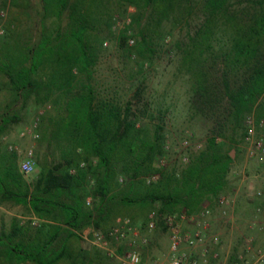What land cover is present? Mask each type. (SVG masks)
Returning <instances> with one entry per match:
<instances>
[{
    "label": "trees",
    "instance_id": "16d2710c",
    "mask_svg": "<svg viewBox=\"0 0 264 264\" xmlns=\"http://www.w3.org/2000/svg\"><path fill=\"white\" fill-rule=\"evenodd\" d=\"M42 2L40 39L17 40L0 55V72L13 93L0 111V138L20 120L18 101L34 97L56 105L41 119L39 134L49 153L32 181L21 173L18 153L0 143V204L24 206L32 215L0 232V261L98 264L103 252L96 250L88 261L90 253L80 245L86 230L106 233L125 217L144 229L152 212L168 230V216L183 211L196 216L225 192L234 159L218 139H228L237 151L248 136V120L257 125L264 120V0ZM198 6V26L186 43L176 45L192 79L194 116L214 125L188 163L162 169L157 163L165 155L163 126H139L133 103L124 109L114 99H99L94 74L105 33H115L116 15L135 9L117 41L145 63L164 25L187 21ZM49 18L59 23L48 34ZM141 214L145 219L138 220Z\"/></svg>",
    "mask_w": 264,
    "mask_h": 264
},
{
    "label": "rangeland",
    "instance_id": "374dc122",
    "mask_svg": "<svg viewBox=\"0 0 264 264\" xmlns=\"http://www.w3.org/2000/svg\"><path fill=\"white\" fill-rule=\"evenodd\" d=\"M198 4L200 0H197ZM42 0H0V55L3 47L17 40L21 43H34L42 35ZM130 8L126 15H116L114 34H106L100 60L94 74V85L99 99L109 98L117 101L124 109L133 103V109L139 116L138 125L148 126L153 130L156 124L163 126L165 138V155L158 160L157 166L171 169L178 166L184 154L200 150L206 143L209 131L213 127L211 119L194 116L191 109L192 79L187 72L183 60V51L177 47L178 42L186 43L188 33L195 30L199 24V6L194 10L192 18L182 23L167 22L162 30V37L155 41L154 51L149 61L143 63L135 53L126 52L117 41L119 32L131 21ZM55 18L45 22L48 34L57 30ZM65 24V22H63ZM136 29L129 34H135ZM131 39L129 42L130 46ZM135 42V41H134ZM13 93L7 84V78L0 72V111L11 104ZM20 120L0 138V143L10 151L19 155V167L29 150H34L36 160L35 170L30 175H24L32 181L39 173L38 163L49 153L48 144L40 138L36 139L28 133L37 124L39 131L41 119L53 113L56 105L53 101L37 103L34 97L15 103ZM153 115V117H151ZM254 120V118H250ZM27 132L25 136L23 133ZM260 131L257 129V133ZM190 142V148H185L184 141ZM225 143L234 162L228 178V186L218 201L206 203L210 215L204 219L209 223L208 239L204 246H182V251L196 256L201 264H235L242 259L251 260L259 250H264V170L258 159L249 157L251 144L239 140L238 150L233 148L227 139H218ZM12 147V150H11ZM58 153L55 155L58 158ZM21 171V168H20ZM157 176L149 178L155 180ZM262 192L263 196L258 197ZM226 198L228 205H221L220 200ZM185 213L184 211L180 214ZM200 214V213H199ZM198 214V215H199ZM145 219L139 215L138 220ZM18 220L22 223L32 220L30 211L21 205L13 203L0 204V232L9 230L12 223ZM202 221V219H201ZM139 224V223H138ZM183 232H191L196 228V222L184 220L180 223ZM139 229L140 226L136 225ZM142 237L149 244L142 246L140 252L145 263L169 264L170 231L158 224L153 230L140 229ZM92 230L83 233L80 245L90 253L88 261L96 257L97 248L92 243ZM252 239L251 251H247L248 241ZM215 240L218 243H215ZM128 241L114 243L113 249L126 247ZM98 264H119L117 257L109 258L102 251ZM121 251L117 252V255ZM218 254V258L213 256ZM0 264H7L0 261ZM30 264V263H23Z\"/></svg>",
    "mask_w": 264,
    "mask_h": 264
},
{
    "label": "built area",
    "instance_id": "2783aa9c",
    "mask_svg": "<svg viewBox=\"0 0 264 264\" xmlns=\"http://www.w3.org/2000/svg\"><path fill=\"white\" fill-rule=\"evenodd\" d=\"M4 30H0V34H3ZM134 41H131L133 44ZM249 133L247 141L251 144L249 149V157L252 159H258L261 163L262 169L264 170V120H261L257 125L253 120L249 119L248 122ZM257 129L260 131L257 133ZM34 138H40L37 131V124L33 129L28 131ZM27 132L23 133L25 136ZM185 148H190V142L184 141ZM12 150V147H11ZM188 155L184 154L181 157L183 164L188 163ZM36 166V160L34 157V150L28 151L26 158L20 164L21 172L24 175H30ZM258 197H262L263 193L259 192ZM221 205H228L229 201L226 198H222L220 201ZM91 204V199H87V205ZM210 209L205 208L199 215L189 217L187 213L175 214L168 216L165 219V224L170 231V259L169 264H201L200 259L196 256L187 254L182 251L183 245L191 247L204 246L208 239L209 223L206 219L210 215ZM191 220L196 222V228L191 232H183L180 223L184 220ZM202 219V221H201ZM158 225V219L156 212H152L149 216L147 228L153 230ZM92 243L99 249L105 252L109 258L117 257L119 264H147L144 262L140 248L149 244L148 239L141 236L140 229L134 225L133 221L129 217L119 218L116 224L111 230L104 233L102 231H92ZM128 241L127 245L123 250L113 249L114 243H123ZM217 244L218 241L215 240ZM253 246L252 239L248 241L247 251H251ZM120 252L117 255V252ZM215 259L218 258V254L213 256ZM207 264L208 260H204ZM159 264V263H152ZM235 264H264V250H259L251 260H244Z\"/></svg>",
    "mask_w": 264,
    "mask_h": 264
}]
</instances>
